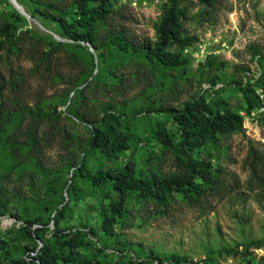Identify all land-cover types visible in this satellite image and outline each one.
I'll list each match as a JSON object with an SVG mask.
<instances>
[{
  "label": "trees",
  "instance_id": "16d2710c",
  "mask_svg": "<svg viewBox=\"0 0 264 264\" xmlns=\"http://www.w3.org/2000/svg\"><path fill=\"white\" fill-rule=\"evenodd\" d=\"M17 1L42 26L49 28L48 21L56 28L53 33L72 42L58 41L47 31L44 32L45 39L52 43L50 48L73 46L88 51L87 46L90 45L94 49L98 70L95 74V70L92 71L91 81L88 78L83 81L84 87L76 91L75 96L84 97L86 91L94 89L96 95L99 88H103L121 97V64L124 61L146 63L155 78L145 81L142 101L129 105L128 113L121 112V101L116 100L102 103L104 107L99 119L87 109L90 103L82 102L79 109H68L80 124H85L90 135L87 144L82 146L79 160L67 167L72 172L66 183L67 197L62 196V201L56 205L43 207L49 221L53 222V229L42 215L35 218L22 216L21 210L15 209L0 189V216L8 214L26 224L20 233L31 243V247L25 246L20 254L9 251L0 237V264H217L223 256L234 257L244 264H264V260L256 254V250L264 249V238L250 239L234 247L209 248L206 259L194 261L125 241L117 231L121 220H127L133 205L156 202L167 207L172 195L181 197L201 215L215 212L217 205L226 201L232 207L230 211L246 225L250 222L245 213L249 200L255 198L264 206V149L253 141L248 143L242 165L247 174L246 180L212 161L209 148L219 147L222 140L230 135L244 133V117L233 111L227 100L208 101L200 95L179 107H165L152 99L157 89L171 88L174 91L191 76L192 51L200 39L189 34L186 24L195 16L191 14L195 3L166 0L162 14L153 24L154 36L149 37L133 35L117 23L120 11L116 0ZM217 2L196 0V4L203 7L198 14L211 16ZM24 21L28 22V19L12 8L9 22L0 29V37L6 35L16 40V25ZM8 38L0 39V51L6 43H14ZM88 54L94 58V54L89 51ZM206 61L208 66L212 65L213 57H207ZM218 67L227 68L224 64ZM226 71L223 77L209 78V84L213 88L218 83L237 87L247 115L264 108V101L249 83L232 79L233 70L230 68ZM259 88L264 91V72L259 77ZM31 114L34 117L49 116L43 108L31 111ZM125 118L149 124L148 133L152 142L160 144L163 152L169 151L173 155V172L162 171L159 166L162 155L159 152L147 155L141 161L130 158L121 167L118 163L121 156L142 141L136 137L134 128L127 125ZM168 121L174 126L176 135L167 126ZM32 139L36 142L34 135ZM7 144L8 140L3 142L2 138L0 151H5ZM12 150L15 148L12 147ZM205 153L211 158L206 159ZM93 158L96 163L91 165ZM82 185L98 197L96 205L86 199ZM19 195L27 197L26 192ZM84 206L87 214L96 212L98 222L86 225L89 229L87 233L74 232L75 222L80 223L81 220L76 215L77 210ZM69 225L70 228L65 227ZM90 235L97 241L90 239ZM109 249L117 254L116 262L110 259Z\"/></svg>",
  "mask_w": 264,
  "mask_h": 264
},
{
  "label": "rangeland",
  "instance_id": "374dc122",
  "mask_svg": "<svg viewBox=\"0 0 264 264\" xmlns=\"http://www.w3.org/2000/svg\"><path fill=\"white\" fill-rule=\"evenodd\" d=\"M188 1L195 3L191 9V14L195 16L186 24V28L190 35H197L200 39L192 51L191 76L174 91L171 88L157 89L152 99L165 107H179L200 95L208 101L219 98L227 100L231 109L244 117V133L224 138L219 147L209 148V152L216 166L234 171L242 180H246L247 174L242 165L248 143L253 141L264 149V108L247 115L237 87L218 83L213 88L208 79L223 77L227 68H230L233 70L232 79L249 83L264 101V91L259 88V77L264 72V0H218L211 16L207 13L198 14L203 7L197 5L196 0ZM165 2L116 0L120 11L116 21L133 35L153 37V24L162 14ZM12 8L8 0H0V29L9 22ZM46 23L49 28L43 26L45 29L52 32L56 29L53 24ZM16 26V40L6 35L0 37L14 42L12 45L6 43L0 51V141L2 138L3 142L8 140L5 151H0V189L5 199L15 209L21 210L22 216L35 218L42 215L48 222L44 208L61 202L62 196L67 197L66 183L72 173L67 167L79 160L82 146L87 144L90 135L85 124H80L68 109L76 110L82 102L90 103L87 109L99 119L104 107L102 103L116 100L121 101V112L128 113L129 105L142 101L145 81H152L155 76L144 62L124 61L121 64V97L103 88H99V94L96 95L94 89L86 91L84 97L75 96V92L84 87L86 78L91 81L92 71L95 70L94 74L97 72L96 54L92 59L88 54L91 49L87 45L88 51L73 46L50 48L52 43L45 39L48 32L33 21L19 22ZM63 42L72 43L69 40ZM207 57H213L210 66ZM219 64L227 68L224 70L218 67ZM39 108L45 109L49 116L34 117L31 111H38ZM125 119L142 141L121 156L118 162L121 167L130 158L141 161L147 155L159 152L162 155L159 165L162 171L173 172V155L169 151L163 152L160 144L152 142L148 133L149 124L146 121ZM167 126L176 135L170 121ZM211 157L205 153L206 159ZM90 163L95 164V159ZM82 186L86 199L96 205L98 197ZM24 192L27 194L25 198L19 195ZM254 199L249 200L245 209L250 221L248 225L236 218L226 201L217 205L215 212L201 215L181 197L172 195L167 207L156 202L133 205L127 220H121L117 231L125 241L142 244L167 255L176 254L194 261L204 260L209 248L234 247L250 239L264 238V206ZM76 215L81 220L80 223L75 222L74 232L87 233L89 229L86 225L98 222L96 212L87 214L85 206L78 209ZM48 223L53 229V222ZM24 226L27 225L8 214L0 216V237L6 242L9 251L21 254L25 246L31 247L29 239L21 236L20 229ZM65 227L70 228L71 225ZM90 239L97 241L92 235ZM107 253L113 262L118 260L112 249ZM218 260L217 264H244L228 256Z\"/></svg>",
  "mask_w": 264,
  "mask_h": 264
},
{
  "label": "water",
  "instance_id": "95a60500",
  "mask_svg": "<svg viewBox=\"0 0 264 264\" xmlns=\"http://www.w3.org/2000/svg\"><path fill=\"white\" fill-rule=\"evenodd\" d=\"M9 3L24 17H26L28 20L33 21L34 23H36L37 25H39L41 28H43L44 30L48 31L49 33L53 34L54 37L56 38V40L58 41H65L62 38H60L58 35H56L55 33L51 32L50 30L45 29L38 20H36L35 18L31 17L26 11L25 9L19 4V2L17 0H8ZM90 46V45H89ZM91 52L95 55V51L94 49L90 46Z\"/></svg>",
  "mask_w": 264,
  "mask_h": 264
},
{
  "label": "built area",
  "instance_id": "2783aa9c",
  "mask_svg": "<svg viewBox=\"0 0 264 264\" xmlns=\"http://www.w3.org/2000/svg\"><path fill=\"white\" fill-rule=\"evenodd\" d=\"M256 254L258 258H262L264 260V249L256 250Z\"/></svg>",
  "mask_w": 264,
  "mask_h": 264
}]
</instances>
